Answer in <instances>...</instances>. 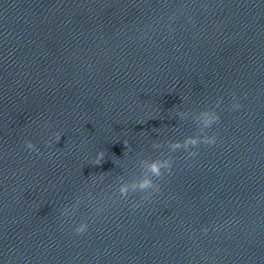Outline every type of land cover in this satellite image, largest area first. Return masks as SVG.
Returning a JSON list of instances; mask_svg holds the SVG:
<instances>
[{"label":"clouds","instance_id":"9594fccd","mask_svg":"<svg viewBox=\"0 0 264 264\" xmlns=\"http://www.w3.org/2000/svg\"><path fill=\"white\" fill-rule=\"evenodd\" d=\"M235 99V98H234ZM242 105L237 102L232 105L233 108H240ZM178 115L180 117H183L184 113L179 112ZM202 115L206 116L207 119L204 121L205 128H210L213 124L218 123L220 121V115L215 111L212 114H209L208 112H203ZM61 138L60 133L55 134V141L59 142ZM124 145L126 146V149L128 147V142L125 140ZM201 143L207 144V145H214L216 143V136L212 135L209 136L206 133L202 136H189L186 137L183 141H173L169 143V148L172 151H176L177 149H184L185 151H188L189 156H196V151H190V146L195 148L199 146ZM47 144L51 146L52 141H48ZM25 147L29 150H34L39 152V149L35 147V145L32 143V141L27 140L25 141ZM154 148H159V144H153ZM105 153L104 151H100L97 153L94 164H101L104 160ZM142 164L147 165V172L149 175L141 176L139 179H134L131 181H123L121 178V182L119 183L118 192L121 197H127L130 192H147L148 190H153L158 192L160 190V185L155 182V180H158L161 178L165 172H171L172 169V158L171 156L166 157H157L155 159H151L150 161H141ZM155 178V180H154ZM79 201H77L78 203ZM68 209H64V213L67 214ZM88 225L86 222H81L75 229V233L78 235L84 234L87 231ZM207 231V229H205Z\"/></svg>","mask_w":264,"mask_h":264}]
</instances>
